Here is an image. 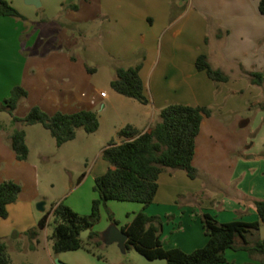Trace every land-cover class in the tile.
<instances>
[{
    "label": "crops",
    "instance_id": "1",
    "mask_svg": "<svg viewBox=\"0 0 264 264\" xmlns=\"http://www.w3.org/2000/svg\"><path fill=\"white\" fill-rule=\"evenodd\" d=\"M7 1L32 22L45 15L49 19L43 22L48 24L59 11L52 14L49 0H41V7L29 5L26 0ZM61 1H68L71 8L78 6L74 3L76 0H59L58 6L63 4ZM259 2L102 0L100 3L101 29L107 48L117 60L136 61L124 68L141 66L140 75L149 99L145 107L152 106L157 116L171 104L207 107L211 111L203 117L196 140L193 165L199 170V177L192 179L185 171L167 170L159 178V190L150 206L126 205L134 211L133 217L144 211L149 216L163 219L161 240L166 250L179 248L191 253L208 243L200 213H210L220 223L261 222L255 202L264 200V159L253 160L256 155H264V109L260 107L264 101V82L254 84L250 77V73L264 74V15L259 12ZM32 31L33 28L26 29L21 20L0 17V49L13 48L12 60L19 64L22 77L29 61L23 54L21 38ZM2 37L15 43L8 45ZM33 38L32 33L26 47H30ZM200 55H206L213 68L225 72L230 80L215 82L206 72H200L196 67ZM70 58L75 59L72 55ZM90 69L93 68H86L85 72L96 73V69L95 72ZM98 91L110 98L109 92ZM71 97L61 104L55 100V105L66 109L75 104L74 110L60 108L58 112L81 111L77 104L82 100ZM90 99L86 105H90ZM83 110L97 112L93 106ZM152 124L149 119L143 129L131 125L145 132ZM97 196L94 191V199ZM12 205L9 206L10 218ZM88 206L90 202L87 209ZM23 210L32 218L26 223V231L34 228L32 225L39 222V218L36 220L29 205ZM20 215L16 213L18 218ZM167 216L171 218L167 219ZM258 239L262 238L256 232L248 236L253 244ZM237 245H242L241 238ZM226 258L224 264L264 262L263 254L246 250H228ZM81 264L91 263L84 261ZM127 264H136V261L130 260Z\"/></svg>",
    "mask_w": 264,
    "mask_h": 264
},
{
    "label": "rangeland",
    "instance_id": "2",
    "mask_svg": "<svg viewBox=\"0 0 264 264\" xmlns=\"http://www.w3.org/2000/svg\"><path fill=\"white\" fill-rule=\"evenodd\" d=\"M49 1L52 14L57 9L59 11L56 12L57 17H51L48 24L43 22L48 18L45 15L34 22L21 20L26 29L34 30L21 38L23 54L29 61L23 77L19 64L12 60L15 55L13 48L9 46L4 51L0 49V105L10 97L15 87H24L29 96L15 111V116L24 119L34 106H40L49 115L61 109L74 110L75 104L66 109L55 105V100L61 104L72 96V99L82 100H79L77 109L93 106L97 110L100 128L95 133H87L84 128H79L75 140L58 147L51 133L41 124L28 126L22 122L14 123L7 110L0 111V183L12 180L22 187L18 201L10 207L11 218H0V237L13 264H56L57 259L66 264H81L84 261L91 264H127L130 260L137 262L138 258L133 251L124 253L118 243L106 244L104 240L95 249V257L83 251L56 254L53 250L55 223L52 218L47 228L36 237L27 235L28 230L24 229L26 223L32 220L23 210L25 205L32 208L36 220L45 214L38 209L41 203H45L46 211L63 202L78 210L79 214L89 215L94 199L95 179L110 166L103 158L104 149L112 141H119L118 132L126 125L135 124L143 129L149 119L153 124L159 120L152 106L145 107L135 99L114 92L110 85L116 78L118 67H128L136 61L117 60L107 48L101 29L102 0H76L74 3L79 6L78 10L71 8L68 1H61L63 4L59 6V0ZM32 33L34 38L30 47H26ZM3 38V42L6 40L8 45L15 43ZM71 55L75 57L74 60L70 58ZM86 68L96 69V73L88 74ZM17 82L20 84L17 85ZM99 89L109 92L110 98L107 99ZM88 99L91 100L90 105H86ZM18 129L27 133V161H18L14 157L11 136ZM263 159L264 155L260 154L253 161ZM102 164L105 169L101 167ZM89 202L90 207L87 209ZM126 205L138 204L109 202L108 209L104 208L94 230L107 233L115 225L110 220L109 212L121 225L130 221L134 211L126 208ZM16 213H21L20 218ZM37 223L31 224L36 227ZM256 233L264 239V224Z\"/></svg>",
    "mask_w": 264,
    "mask_h": 264
},
{
    "label": "trees",
    "instance_id": "3",
    "mask_svg": "<svg viewBox=\"0 0 264 264\" xmlns=\"http://www.w3.org/2000/svg\"><path fill=\"white\" fill-rule=\"evenodd\" d=\"M73 8L77 10L78 6ZM259 12L264 15V0L259 2ZM0 17L27 21L7 0H0ZM196 67L200 72H206L215 82L226 83L230 80L225 72L213 68L206 55L198 57ZM140 70L141 66L118 68L111 87L125 97L148 105L149 99L145 94ZM89 71L95 72V69ZM250 77L254 84L264 82L263 73H250ZM28 96L29 92L24 87H15L10 97L0 105V111L7 110L14 123L22 122L28 126L41 124L51 133L58 147L75 140L79 128H84L87 133H95L100 128L99 115L92 110L49 115L40 106H34L24 119H20L15 116V111ZM260 107L264 109V101ZM210 114L207 107L171 104L162 109L159 120L145 132L131 124L126 125L118 132L120 143L112 141L103 151V158L110 166L103 175L95 179L94 191L98 196L92 202L90 214H79L61 202L46 211L37 226L27 231V235L38 236L47 228L52 218L55 223L53 250L56 254L83 250L96 256L95 249L103 242L101 233L93 228L101 220L102 209H108L110 201L135 202L148 207L156 198L159 178L163 172L182 170L192 179L199 177V170L193 165L196 140L203 117ZM11 146L17 160H28L29 147L25 130L18 129L13 133ZM21 192V185L15 181L0 183V218L9 217V206L18 201ZM255 205L261 222L252 224L240 220L220 223L210 213H200L209 241L203 248L191 253L179 248L164 249L161 240L163 219L160 216H149L141 211L135 214L131 222L122 226L121 230L129 238L127 251L137 249L151 259L167 258V264H224L227 263L228 250H246L264 255V239H258L254 245L248 240L249 234L259 231L261 224H264V200L256 201ZM109 216L115 225H120L111 212ZM170 218L171 216H167V219ZM86 230H90L89 236L81 238ZM239 238L242 239L241 246L237 245ZM0 264H13L1 237Z\"/></svg>",
    "mask_w": 264,
    "mask_h": 264
},
{
    "label": "water",
    "instance_id": "4",
    "mask_svg": "<svg viewBox=\"0 0 264 264\" xmlns=\"http://www.w3.org/2000/svg\"><path fill=\"white\" fill-rule=\"evenodd\" d=\"M26 3L29 5H34L36 7H41V0H26ZM38 209L43 213L46 212L45 203L39 204ZM89 233L90 230H86L81 234V238L86 239L89 236ZM128 239V236L124 232H122L121 228H119V226L117 225H114L112 228H110V230H108L107 233H104L102 235V240L106 241V244L118 243L124 253L127 252L126 244ZM132 251L138 258L136 264H167V258L151 259L146 254L138 251L137 249H133ZM55 263L66 264L59 259H57Z\"/></svg>",
    "mask_w": 264,
    "mask_h": 264
}]
</instances>
